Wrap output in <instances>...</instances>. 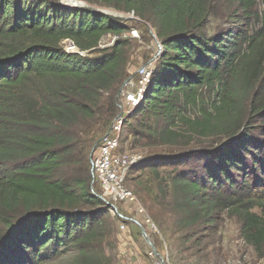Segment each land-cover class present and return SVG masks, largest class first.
<instances>
[{"label":"trees","instance_id":"16d2710c","mask_svg":"<svg viewBox=\"0 0 264 264\" xmlns=\"http://www.w3.org/2000/svg\"><path fill=\"white\" fill-rule=\"evenodd\" d=\"M214 1L85 0L132 13L162 45L121 133L129 125L135 139L212 145L138 169L180 166L169 184L181 224H211L216 209L227 210L264 257V133L252 120H264V20L250 19L254 0H223L239 5L247 24L206 34ZM130 30L58 0H0V264L67 255L71 264H109L112 219L90 192L89 152L95 125L106 131L117 112L130 47L121 35Z\"/></svg>","mask_w":264,"mask_h":264},{"label":"rangeland","instance_id":"374dc122","mask_svg":"<svg viewBox=\"0 0 264 264\" xmlns=\"http://www.w3.org/2000/svg\"><path fill=\"white\" fill-rule=\"evenodd\" d=\"M79 1L85 2V0ZM254 1L250 7L252 13L250 19L256 23L257 18H260V21L264 20V0ZM65 2L68 3L66 0ZM213 4V9L207 16L204 25L206 34H214L218 30L245 28L248 18L244 17L239 5L232 6L223 0H215ZM90 5L106 11L112 9L93 2ZM116 11L127 17L128 12ZM126 21L130 29L135 28L138 32V37H129L128 33V36L124 37L130 41L126 79H128L127 82L132 83L138 68L156 55L161 42L159 38H156L154 28L148 23L134 18ZM111 43V36H105L102 39V45H111ZM118 97L117 95L116 101ZM128 117L129 115L126 120ZM252 120L253 124L259 126V130L264 133V120L255 117ZM126 123V125L132 123L134 127L140 128L137 126L140 123H133V120ZM95 127L92 146L107 131V129L104 131L106 127H101L100 124ZM128 131H130L129 125L123 129L119 145L112 153L113 155L128 153L132 157H142L126 171L125 184L136 194L138 202L147 211L158 230L155 234L147 232V236L156 247L158 254L150 255L151 248L141 236L137 226L127 222L126 230L120 229L117 213L110 211L113 232L104 244L109 264H264V257H259L252 245L246 244L242 239L238 218L228 213L227 210L216 209L211 224L203 221L189 226L181 224L180 220L183 218V214L172 205L174 190L169 184V180L176 172L174 169L180 168V166L162 165L153 171L138 169L143 160L156 159L157 157L170 158L181 154H190L192 151L203 148L209 149L212 146L209 138L192 139L188 144V139L161 144L153 142L151 138L135 139L134 136L128 134ZM95 189L100 191L97 185ZM156 197H159L160 202ZM117 207L127 217H141L136 214L135 205L117 203ZM3 230L4 226L0 227V235L3 234ZM72 260L73 256L67 255L52 262L48 261L46 264H71Z\"/></svg>","mask_w":264,"mask_h":264},{"label":"built area","instance_id":"2783aa9c","mask_svg":"<svg viewBox=\"0 0 264 264\" xmlns=\"http://www.w3.org/2000/svg\"><path fill=\"white\" fill-rule=\"evenodd\" d=\"M128 35L129 37H138V32L135 28H131ZM128 35L124 33L121 36L126 37ZM114 38H116V36L112 35V42L114 41ZM101 46L104 45L101 44ZM64 47L67 52H73L76 50L75 46H73L68 40L64 41ZM158 47L159 49L156 55L153 56L149 62L138 68L134 76L135 80L132 83L127 82L124 85V88L120 90L118 100L116 101L117 112L115 117L109 124L105 134H102L96 144L89 161V173L91 176L90 192L96 197L97 195L102 196V201L109 207V210L117 213L120 218L119 228L126 230L127 222H131L135 227H143L146 230V233L149 232L152 234L157 233V228L151 217L147 214V211L143 208L140 202H138L136 194L128 189L125 184L126 171L142 157H132L128 153L113 155L112 151L119 145V139L122 135L121 128L126 121L127 116L140 104L144 97L143 93L150 81L151 71L154 67L157 56L162 49L160 44ZM96 185L100 189L99 192L95 189ZM117 203L135 205L136 214L141 217H127L124 213L118 210ZM127 211L130 212V210ZM151 251L150 255H153L154 252L152 248Z\"/></svg>","mask_w":264,"mask_h":264},{"label":"water","instance_id":"95a60500","mask_svg":"<svg viewBox=\"0 0 264 264\" xmlns=\"http://www.w3.org/2000/svg\"><path fill=\"white\" fill-rule=\"evenodd\" d=\"M60 3H62V4H64V5H66V6H68V7H78V8H80V9H84V10H88V11H90V12H92V11H95V12H99V13H103V14H105V15H107L108 17H115V18H118V19H120V20H123V21H126L127 19H131V18H134V19H139L138 17H136V16H134L133 14H126V16L127 17H125L124 15H122V14H120V13H118L116 10H114L113 8V10L112 9H110V10H108V11H106V10H102V9H100V8H97V7H95V6H91L90 4H86L85 2H81V1H79V0H72L73 1V3L72 4H67L66 2H63L62 0H58ZM128 81V79H126L125 81H123V83L120 85V87L117 89V91H116V96L117 95H119V93H120V90H121V88H122V86L126 83ZM98 141H99V139L98 140H96V142L93 144V146L91 147V150H90V152H89V161H90V158H91V153H92V151L95 149V147H96V144L98 143ZM101 200H103V198H102V196H100V195H97ZM139 229H140V233H141V236L144 238V240H145V242L148 244V246L150 247V248H152V250H153V252H154V254H158V252H157V250H156V247H154V245L150 242V240H149V238H148V236H147V233H146V230L143 228V227H139ZM160 257V256H159Z\"/></svg>","mask_w":264,"mask_h":264},{"label":"bare ground","instance_id":"6f19581e","mask_svg":"<svg viewBox=\"0 0 264 264\" xmlns=\"http://www.w3.org/2000/svg\"><path fill=\"white\" fill-rule=\"evenodd\" d=\"M63 2H65V0H62ZM68 3L67 4H72L73 3V1L72 0H66Z\"/></svg>","mask_w":264,"mask_h":264}]
</instances>
